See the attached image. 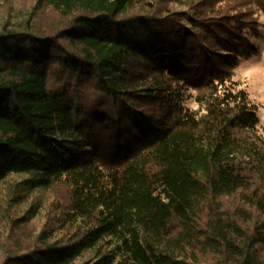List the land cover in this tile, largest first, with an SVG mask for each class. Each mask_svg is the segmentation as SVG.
Here are the masks:
<instances>
[{"label":"trees","instance_id":"obj_1","mask_svg":"<svg viewBox=\"0 0 264 264\" xmlns=\"http://www.w3.org/2000/svg\"><path fill=\"white\" fill-rule=\"evenodd\" d=\"M13 2L0 0V183L28 174L51 200L39 226L36 204L0 214V264H264V125L231 80L255 53L251 10Z\"/></svg>","mask_w":264,"mask_h":264},{"label":"rangeland","instance_id":"obj_2","mask_svg":"<svg viewBox=\"0 0 264 264\" xmlns=\"http://www.w3.org/2000/svg\"><path fill=\"white\" fill-rule=\"evenodd\" d=\"M260 0H234L235 4L242 5V9L251 10L252 17L259 22V34L252 39L255 53L247 59L239 61L234 68L231 80L235 82V88H243L250 103L254 104L256 114L258 116V124L256 125V132L263 134L264 125V12L260 10L257 2ZM22 0H14V7H19ZM30 7V1L27 2ZM3 6V7H2ZM6 5L0 4L1 12L5 11ZM184 104L190 109H199L198 103L194 100L193 95L187 98ZM30 175L10 174L0 183V214L8 210H18L19 213L24 212L32 204H36L35 209L31 212L32 222L39 226L45 220V213L47 210V202L51 200L48 191L43 188L29 186L28 180ZM1 219V218H0ZM31 227V226H30ZM1 228V226H0ZM32 229V227H31ZM30 235V231H26ZM36 232V231H35ZM61 234V228L50 230L46 237L55 239ZM12 243V242H11ZM1 252V243H0Z\"/></svg>","mask_w":264,"mask_h":264}]
</instances>
